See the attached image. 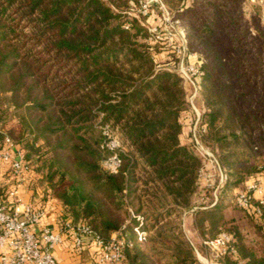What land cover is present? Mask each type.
Listing matches in <instances>:
<instances>
[{"label": "trees", "instance_id": "obj_1", "mask_svg": "<svg viewBox=\"0 0 264 264\" xmlns=\"http://www.w3.org/2000/svg\"><path fill=\"white\" fill-rule=\"evenodd\" d=\"M136 4L0 0V121L6 109H21L32 146L40 140L48 145L44 179L50 192L45 195L60 203L61 215L85 222L106 238L122 227L130 232L134 243L125 249V264H196V251H201L187 238L180 240L185 232L174 223L191 209L201 188L203 160L181 141L189 85L156 61L159 50L145 41L146 26L125 12ZM182 13L199 38L194 47L206 59H196L206 127L200 139L226 176L220 191L228 194L264 168V92L257 93L250 84L254 73H248L257 58L238 63L215 36L217 26L209 16L196 17L193 7ZM235 49L245 56L241 46ZM106 124L122 145L117 173L102 164L109 155L102 147ZM4 134L12 138L0 128V138ZM35 150L26 158L36 171L44 153L41 146ZM221 200L219 193L214 205L191 212L201 215V238L225 231L242 258L264 264V249L245 248L238 228L217 231L227 223ZM230 203L240 209L233 197ZM129 210L143 216L147 240L169 242L160 244L168 252L153 250L152 256L142 250ZM256 225L264 243V231Z\"/></svg>", "mask_w": 264, "mask_h": 264}, {"label": "built area", "instance_id": "obj_2", "mask_svg": "<svg viewBox=\"0 0 264 264\" xmlns=\"http://www.w3.org/2000/svg\"><path fill=\"white\" fill-rule=\"evenodd\" d=\"M247 3L259 6L260 15L264 18V0H246ZM142 7L132 15L146 26L150 34L146 42L167 47L174 57L167 69L180 74L189 85L188 107L192 116L189 119L186 143L191 144L203 160L198 180L200 187L209 190L211 194L209 200L204 201V206H193L189 212L210 207L216 203L226 176L213 152L200 139L206 131L202 123L201 109L196 103L202 71L196 59L194 60V52L187 45L184 31L175 26L178 20H173L161 8L160 24L153 22L146 25L139 16L150 17L151 11L144 5ZM102 134V147L109 151L102 164L109 173H117L121 165V142L107 124ZM183 135L184 133L181 140ZM5 175L8 176L7 180L4 179ZM36 177L34 164L26 158L22 146L4 134L0 138V264H58L55 248L66 239H70L73 248L78 252L91 244L96 264H125V249L131 247L134 241L127 236L123 227L106 238L85 222H75L67 215L60 216L56 229L43 225L41 220L46 214L45 209L25 201L20 191L22 186L33 185ZM232 197L236 206L264 231V168L236 188ZM129 211L135 219L132 230L136 240L143 243L148 237V232L142 228L144 218ZM187 239L190 240L188 237ZM232 241V236L225 231H220L213 238L201 239L204 252L196 251V264H252L239 255ZM227 256L232 260L230 263L225 260Z\"/></svg>", "mask_w": 264, "mask_h": 264}, {"label": "rangeland", "instance_id": "obj_3", "mask_svg": "<svg viewBox=\"0 0 264 264\" xmlns=\"http://www.w3.org/2000/svg\"><path fill=\"white\" fill-rule=\"evenodd\" d=\"M143 5L151 11L150 17L143 18L142 16H139V19L146 25L153 22L160 24L162 20L161 8H164L173 20H178V23L175 26H177L176 28H178V30L182 29L184 31L186 41H188L187 43L192 42L193 46L189 48L195 54L194 60L200 59L203 63L206 62L205 56L199 53L197 48L194 47V44L197 42L195 39L198 38L197 35L193 33L194 27L192 26L191 21L188 20L186 16L182 15V12L187 8L193 7L196 17L205 18L206 16H209L217 26L215 36L220 39L225 46H229L228 48L230 50L228 53L230 55L234 54V57L238 59V63H253L254 58H257V64L249 66L248 73H254V75H251L250 84L255 85V88L258 91L257 93L262 94L264 92V60L260 61L264 55V18L260 15L261 8L259 6L248 3L246 4V0H138V4L127 9L125 12L128 16L134 17L132 14L137 13L139 9H142ZM216 7L218 8L217 13L214 11ZM228 32L230 33L228 34ZM231 36H234L235 39L233 40ZM148 37H150L149 32L145 41ZM152 45L157 46L159 50L156 55V61L158 64L163 65L164 67L171 65L174 57L169 52L167 47L162 44ZM237 45L241 46L245 56H242L241 50H231L233 48H237ZM201 101L202 99L199 97L196 102L200 107ZM21 113V109L13 107L6 109L5 117L0 121V128H2L4 132L9 133L13 138L12 140L21 145L26 154H34L36 152L35 148L41 146V151L44 153L43 158L41 161L39 160L35 162L36 164H39V169H36L35 171L37 177L33 180L34 185L29 187L37 190V193H35L37 197L42 194L46 196L45 192L49 193L50 187L48 182L44 179V176L48 172L51 152L49 151L48 145L42 140L38 141L36 145L34 144V147L32 146L33 135L29 130V127L26 126L23 120L19 118ZM191 116L192 114L189 112V107L187 106L182 113L184 135L181 141L185 144H187V138L185 137ZM251 162H253V160H251ZM4 177V179L7 180L8 176L5 175ZM242 184L243 183H240L237 187L232 189V191L228 192V194L224 193L223 190L219 192L220 198L222 199L221 201L223 202V216L227 223L217 231H228L227 228L236 227L243 236V244L245 248L249 249L254 246L255 248L261 247L263 250L264 243L258 226L246 215V213L243 212V210L236 208L230 203L235 189L240 187ZM202 197L204 199H202ZM209 198L210 193L199 188L193 197L194 203L192 207L204 206V201L209 200ZM200 218L201 215L195 214V212L191 213L189 212V209H185L182 211L180 219H175L174 223L179 224L180 230H185L187 234L185 237L183 234L180 237V240H185V238L188 237L201 252H204V248L200 244V240L202 239L199 227ZM129 233V231L126 232L128 236H130ZM160 244L167 246L169 245V242ZM160 244L147 240L141 244V248L144 252L152 256H154V253H152L153 250L168 252V250L161 247Z\"/></svg>", "mask_w": 264, "mask_h": 264}, {"label": "crops", "instance_id": "obj_4", "mask_svg": "<svg viewBox=\"0 0 264 264\" xmlns=\"http://www.w3.org/2000/svg\"><path fill=\"white\" fill-rule=\"evenodd\" d=\"M20 191L25 201L31 202L34 205H40L45 209L46 214L42 218L41 223L56 229L62 213L60 203L50 195L44 196L42 194L37 197L35 194L37 190L29 186H22ZM55 255L58 264H96L91 244L87 245L83 251L78 252L73 248L70 239H66L55 248Z\"/></svg>", "mask_w": 264, "mask_h": 264}]
</instances>
